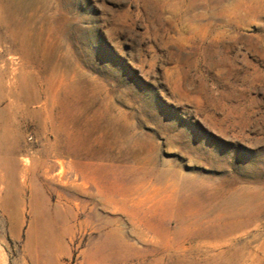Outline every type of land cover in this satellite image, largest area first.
Masks as SVG:
<instances>
[{"label": "rangeland", "instance_id": "374dc122", "mask_svg": "<svg viewBox=\"0 0 264 264\" xmlns=\"http://www.w3.org/2000/svg\"><path fill=\"white\" fill-rule=\"evenodd\" d=\"M9 1L0 264H264V0Z\"/></svg>", "mask_w": 264, "mask_h": 264}, {"label": "bare ground", "instance_id": "6f19581e", "mask_svg": "<svg viewBox=\"0 0 264 264\" xmlns=\"http://www.w3.org/2000/svg\"><path fill=\"white\" fill-rule=\"evenodd\" d=\"M5 6H6L5 11H6L7 15H9L15 21L13 22V25H14L13 28L10 27L11 24H9V26L6 27L8 34H9L11 39H9V43H7V44H6V42H8V41L2 40L3 49L0 50V62H3V56L5 54H9L13 51H20V52L24 51L23 46H24L25 34H24V29H23V23L18 18V13L16 11L12 10V4L9 0H6ZM4 44H6V45H4ZM4 77H5V79H4ZM24 82H25V75H24V72L22 70V63H19V67L17 69H15L14 73L7 71L4 64H2L0 66V103H1V100L5 97H7L9 99V102L0 108V109H2V111L6 110V111L10 112L11 108L14 107L16 112L20 116L23 114L24 108H25V103L27 101L26 94H25ZM9 130H10L9 121H8L7 117H5L4 119H2V121H0V131H1L0 148L2 145V141H4L7 138V135L10 133ZM11 158L16 163L15 155H13V154L7 155L6 154L4 157V159L6 161L11 159ZM59 164L61 166L62 162H59ZM55 210L58 211L57 208ZM65 210H67V209H65ZM64 213H66V212H64Z\"/></svg>", "mask_w": 264, "mask_h": 264}]
</instances>
